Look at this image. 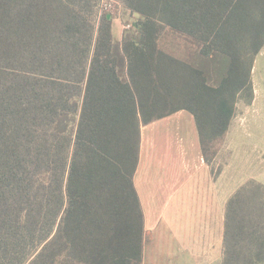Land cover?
Wrapping results in <instances>:
<instances>
[{
	"label": "trees",
	"instance_id": "trees-1",
	"mask_svg": "<svg viewBox=\"0 0 264 264\" xmlns=\"http://www.w3.org/2000/svg\"><path fill=\"white\" fill-rule=\"evenodd\" d=\"M114 1L119 39L110 0H0V264H142V127L189 112L209 162L253 99L264 0ZM221 264H264V184L226 202Z\"/></svg>",
	"mask_w": 264,
	"mask_h": 264
},
{
	"label": "crops",
	"instance_id": "crops-1",
	"mask_svg": "<svg viewBox=\"0 0 264 264\" xmlns=\"http://www.w3.org/2000/svg\"><path fill=\"white\" fill-rule=\"evenodd\" d=\"M112 32L114 35V24ZM121 34L122 29L117 39ZM241 104L249 106L252 101L241 100ZM182 112L163 118L169 121L175 117L179 130L184 129L185 137L180 132V139L186 148L180 168L178 164H162L156 177L152 169L156 155L160 156L161 147L166 146V134L159 132L155 138H147L149 125L157 120L141 129L134 186L147 232L142 264H221L226 202L248 180L264 184L263 168L245 156L237 158L231 140L235 138L227 132L214 158L206 161L193 117ZM167 144L173 148V143ZM257 157L261 158L259 154ZM171 171L176 172L174 177H170Z\"/></svg>",
	"mask_w": 264,
	"mask_h": 264
},
{
	"label": "rangeland",
	"instance_id": "rangeland-1",
	"mask_svg": "<svg viewBox=\"0 0 264 264\" xmlns=\"http://www.w3.org/2000/svg\"><path fill=\"white\" fill-rule=\"evenodd\" d=\"M110 5L108 7L114 14V37L117 38L120 34V30L124 29L127 25V20L134 18L128 13L121 5L115 3L114 0H110ZM252 84H253V99L252 104L249 106H244L241 104V100L236 104L235 118L230 123L227 136L231 135L235 139L233 146L235 148V155L237 158L245 156V158L254 162L253 165L263 168L264 172V48L255 56L253 69L251 74ZM183 111V112H182ZM186 114L184 110H180L171 114L172 116L177 114ZM169 115V116H171ZM175 117L165 120L160 119L154 122V124L147 130V138H155L160 132L161 135L166 134V146L161 147L160 156L156 155L154 162L155 175L160 173V166L162 164L168 163L172 166L175 164L181 165V154L185 150V145L180 137L181 133L185 137L184 129L178 128L177 122H175ZM167 121L169 123H167ZM173 143V148L168 146V144ZM222 139L217 143V151L221 148ZM184 149V150H183ZM260 155L261 158L257 157ZM233 155V160L236 159ZM212 157L210 161L213 159ZM178 168V166L176 167ZM170 177H174L175 171H171ZM162 174V173H161ZM264 181V177L262 178Z\"/></svg>",
	"mask_w": 264,
	"mask_h": 264
},
{
	"label": "built area",
	"instance_id": "built-area-1",
	"mask_svg": "<svg viewBox=\"0 0 264 264\" xmlns=\"http://www.w3.org/2000/svg\"><path fill=\"white\" fill-rule=\"evenodd\" d=\"M110 5V4H109ZM124 27H127V26H124Z\"/></svg>",
	"mask_w": 264,
	"mask_h": 264
}]
</instances>
